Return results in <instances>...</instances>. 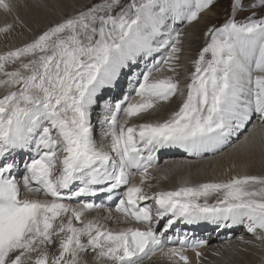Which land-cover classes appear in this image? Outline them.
<instances>
[{
  "label": "snow or ice",
  "instance_id": "snow-or-ice-1",
  "mask_svg": "<svg viewBox=\"0 0 264 264\" xmlns=\"http://www.w3.org/2000/svg\"><path fill=\"white\" fill-rule=\"evenodd\" d=\"M215 3L99 0L0 52V264H144L157 253L168 264H207L208 240L168 235L177 223L243 226L252 239L238 237L239 250H264V175L184 180L168 190L152 183L164 149L197 157L230 144L264 149V15L238 20L245 5L232 0L180 79L185 33L175 25L198 21ZM20 7L0 0V34L25 27ZM246 7L264 8V0ZM140 58L153 63L128 76L117 102L103 100ZM174 98L166 118L144 119Z\"/></svg>",
  "mask_w": 264,
  "mask_h": 264
},
{
  "label": "bare ground",
  "instance_id": "bare-ground-1",
  "mask_svg": "<svg viewBox=\"0 0 264 264\" xmlns=\"http://www.w3.org/2000/svg\"><path fill=\"white\" fill-rule=\"evenodd\" d=\"M92 0H17L21 5L18 9L21 19L24 21L25 27H16L13 32L6 37L11 42L9 46H0V52L6 51L10 48L21 46L24 42L31 40L36 34L44 30L49 25L59 21L61 18L72 15L77 10L86 7L87 3ZM97 2V1H96ZM95 2V3H96ZM93 3V2H92ZM214 11L210 10L201 14L198 21L192 24H182V26L175 25L178 29H182L185 33L184 37V52L181 58L182 67L179 69L180 79L182 82H186L188 74L193 71V67L190 63L195 58L199 50L203 46H194L197 44V35L200 34L202 26L207 28L206 24L209 18L213 15ZM4 17L0 15V24H3ZM10 19V18H9ZM212 22V20L210 21ZM31 29V31H28ZM24 34V40L19 42V32ZM207 31V30H206ZM0 34V45L3 44V38ZM163 53L155 55V59L158 60ZM140 59H138L139 61ZM137 63L132 67L131 72L127 69L124 70L126 76L122 83V88L118 91L120 93L123 90V94L128 91V76L132 73L146 71L147 67L153 63L152 59H142V63L139 66ZM127 82V83H126ZM117 91H112L107 94H103V100H109L113 104L122 96L117 97ZM179 104V99L174 98L172 102L162 107L155 115L145 116L144 119H164L167 115L174 111ZM97 109V112H100ZM102 118L96 116L93 119L95 127V136L98 141L103 138L104 128H102L98 120ZM143 122V121H137ZM256 121L254 120L253 123ZM251 128V124L248 125ZM246 134L242 132L240 139ZM237 140L233 138L232 144H236ZM30 153H25L23 157L17 155V161L21 159H28ZM157 170L153 171V176L156 178L152 181L157 189H172L178 186L182 181L187 180L192 184L203 183L210 180H224L230 178L232 175H264V149L257 144L250 152L239 151L233 149L231 144L217 153H205L201 157L188 154L185 150L180 148L164 149L157 153L156 160ZM23 171L22 164L16 170V174L19 178V174ZM167 176L168 179H163ZM214 199V198H213ZM72 203H78V201H72ZM96 203H101L100 200H96ZM105 208H112L115 210V201L104 200ZM104 213H100L103 215ZM92 215H96L93 213ZM126 224H110V227L119 228L127 227ZM131 226L144 227V225L133 224ZM177 233H188L190 237L194 239H206L209 242V247L205 249L207 264H261V257L264 256V250L251 248L248 251H240L244 245L239 243L238 237L244 236L245 239H252L251 235L247 233L243 226H236L232 229L219 228L216 224L210 222H200L193 225H185L183 223H177L175 227L169 231L168 235L176 236ZM231 244L229 247H221L222 245ZM171 246V245H169ZM214 250H219L220 255L213 254ZM190 257H193L191 251L188 252ZM91 260V257H87ZM144 264H168L159 253L152 256L150 259H146ZM193 264H195V258L193 257Z\"/></svg>",
  "mask_w": 264,
  "mask_h": 264
},
{
  "label": "rangeland",
  "instance_id": "rangeland-1",
  "mask_svg": "<svg viewBox=\"0 0 264 264\" xmlns=\"http://www.w3.org/2000/svg\"><path fill=\"white\" fill-rule=\"evenodd\" d=\"M99 2V0H92L90 3H87V6H90L95 2ZM124 2H127V0H124ZM243 4L245 5V9L241 10L237 13L236 18L238 20H242L244 17H246L247 15H249L252 11H255L257 13V16L260 15H264V8H258V9H247V4L250 2V0H242ZM231 4H232V0H216V3L212 6L211 10L214 11L213 15L209 18V20L207 21L208 23L206 24V26H208L207 28H204V26H202L201 32L200 34L197 35V44H195L194 46H204L206 43V40L208 38H206L204 36V33L206 32V30L215 25V26H219L221 25L231 14ZM212 20V22H210ZM177 26H182V24H177ZM179 28V27H178ZM20 31V30H19ZM20 36L18 41L21 42L24 40V34L20 31L19 32ZM2 36H5L2 34ZM3 44L0 46H9L11 45L10 40L8 39V37H4L3 39ZM156 55V54H155ZM142 58H140V60L138 61L139 66L141 65ZM124 82V81H123ZM122 82V83H123ZM127 83V82H126ZM125 84V82H124ZM109 92H107L108 94ZM123 95V90L120 93V91H117V97L122 96ZM97 111V110H96ZM96 117V115L94 114V118ZM23 167V165H22Z\"/></svg>",
  "mask_w": 264,
  "mask_h": 264
}]
</instances>
